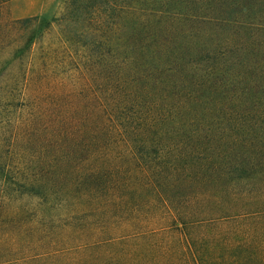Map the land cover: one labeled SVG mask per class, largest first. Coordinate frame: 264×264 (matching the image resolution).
Returning <instances> with one entry per match:
<instances>
[{
  "label": "trees",
  "instance_id": "1",
  "mask_svg": "<svg viewBox=\"0 0 264 264\" xmlns=\"http://www.w3.org/2000/svg\"><path fill=\"white\" fill-rule=\"evenodd\" d=\"M10 2L0 264H264V0Z\"/></svg>",
  "mask_w": 264,
  "mask_h": 264
},
{
  "label": "rangeland",
  "instance_id": "2",
  "mask_svg": "<svg viewBox=\"0 0 264 264\" xmlns=\"http://www.w3.org/2000/svg\"><path fill=\"white\" fill-rule=\"evenodd\" d=\"M67 0H11L9 10L13 19H25L37 17L39 20H53L61 17L65 8V2ZM75 0H70L73 2ZM64 32L75 37V40H79L77 37L85 38L79 33L78 26L71 23L67 28H64ZM52 37L57 39L61 34L59 28H54L52 31ZM64 104V102H63Z\"/></svg>",
  "mask_w": 264,
  "mask_h": 264
}]
</instances>
